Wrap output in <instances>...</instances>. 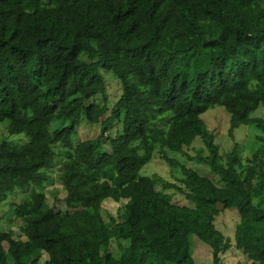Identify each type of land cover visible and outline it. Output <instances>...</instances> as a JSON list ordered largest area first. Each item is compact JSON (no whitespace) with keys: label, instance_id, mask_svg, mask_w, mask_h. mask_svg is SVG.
Instances as JSON below:
<instances>
[{"label":"trees","instance_id":"16d2710c","mask_svg":"<svg viewBox=\"0 0 264 264\" xmlns=\"http://www.w3.org/2000/svg\"><path fill=\"white\" fill-rule=\"evenodd\" d=\"M99 68L119 81L110 108ZM96 94L103 102L86 104ZM216 106L228 137L238 126L256 131L249 162L235 143L220 157L200 118ZM259 107L264 0H0V122L8 134L29 138L18 147L0 143V202L16 189L41 187L60 152L56 177L66 208L30 189L15 205L21 238L0 230V264H195L189 239L178 235L180 197L199 215L194 236L210 249L211 264H224L231 247L214 226L219 207L239 215L234 248L249 264H264ZM82 112L99 132L73 145ZM56 120L63 125L55 128ZM114 122L121 131L105 140ZM195 138L202 146L189 155ZM165 150L207 165L223 186ZM154 153L181 177L140 176ZM106 200L123 204L104 221L96 211Z\"/></svg>","mask_w":264,"mask_h":264},{"label":"rangeland","instance_id":"374dc122","mask_svg":"<svg viewBox=\"0 0 264 264\" xmlns=\"http://www.w3.org/2000/svg\"><path fill=\"white\" fill-rule=\"evenodd\" d=\"M99 73L103 77L105 86V97L108 102V107L110 108L113 103L117 100L120 93V85L117 77L110 71L99 68ZM100 94H96L89 99L86 104L99 105L103 102L100 98ZM254 116H263L264 109L259 107L254 114ZM201 120L206 125L207 129L212 133L214 142L219 147V155L222 157L227 153L233 146V143L237 145V153L240 159L244 162H249L251 154L255 149L258 148L259 143L255 138L256 131L249 126H238L233 132V136L230 138L227 135V117L226 114L220 107L209 108L200 116ZM55 128L63 125L59 121H54L52 124ZM56 125V126H55ZM120 125L114 122L107 133L105 134L107 138L114 137L116 133L120 130ZM76 132L71 137V142L76 145L82 141L93 139L99 132V124H90L85 121L84 113L82 112L78 118L76 124ZM29 138L23 134H8L7 126L4 122H0V143H5L9 147H18L26 144ZM202 143L195 138L193 144L187 148V153L189 155L195 154V149L201 147ZM55 149H58L55 146ZM105 149L109 151V147L105 144ZM205 151V150H204ZM165 155L171 159L176 160L178 163L184 164L186 167L194 170L198 175L210 179L215 185L223 186L219 178L209 171L207 165L196 162L187 161L184 156L179 153L171 152L168 150L164 151ZM64 155L57 152L51 167L47 170L49 176L48 181H46L41 187L28 186L24 189H16L12 193L6 195L5 199L0 202V230L10 231L16 238H21L20 225L21 221L15 217V205L19 200L30 190H42L44 191L46 197L52 201L54 196L57 197L56 205L59 211L63 212L66 210L63 198L64 191L61 188L60 183L57 180L58 167L63 161ZM221 159V158H220ZM219 159V160H220ZM140 176H155L159 179L175 182L177 178L181 177V173L178 168H170L166 163H164L159 156L154 153L151 161L146 164L139 172ZM252 177L251 165L248 166L245 172V180L248 181ZM160 187L157 186V189ZM175 195H178L175 193ZM176 197V196H175ZM178 198V197H177ZM174 198L172 202L174 203ZM177 203L181 205V208L176 212L177 214V224L179 227V238L181 241L189 239V250L190 254L194 260L195 264H211V253L210 249L203 243L199 242L195 236V231L200 226L199 215L192 211L191 207L183 201L180 197L176 199ZM188 203V202H187ZM123 202H114L111 200H106L102 203L101 207L96 211V214L100 216L104 221H107L110 217H115L117 211L120 209ZM220 214L214 221V226L216 229L222 232V234L230 239L231 247L222 256V261L224 264H249L244 258V256L236 250L233 246V234L235 225L239 220V215L234 208L224 209L219 207ZM110 251L114 254H118L119 246L113 240L110 243Z\"/></svg>","mask_w":264,"mask_h":264}]
</instances>
